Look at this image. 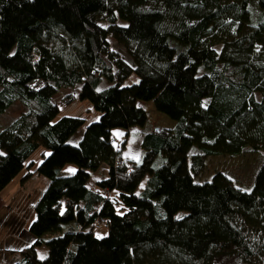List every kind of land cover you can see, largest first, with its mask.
Listing matches in <instances>:
<instances>
[{"label":"trees","instance_id":"trees-1","mask_svg":"<svg viewBox=\"0 0 264 264\" xmlns=\"http://www.w3.org/2000/svg\"><path fill=\"white\" fill-rule=\"evenodd\" d=\"M76 84L61 103L87 99L98 119L85 126L54 119L53 95ZM15 102L0 191L24 167L22 183L48 180L15 264H264V162L249 190L195 180L210 156L264 152V0H0V114ZM149 105L173 126L152 124Z\"/></svg>","mask_w":264,"mask_h":264},{"label":"rangeland","instance_id":"rangeland-1","mask_svg":"<svg viewBox=\"0 0 264 264\" xmlns=\"http://www.w3.org/2000/svg\"><path fill=\"white\" fill-rule=\"evenodd\" d=\"M116 23L118 25L124 26L125 23L117 20ZM106 22H100V25L105 27ZM135 81V77L131 75L125 82V85H129V83ZM102 84L106 86L105 81H102ZM80 86L76 84L75 88L69 89L64 88L59 90L53 95L52 102L58 104L59 112L57 116L54 118L55 120L58 117L62 116H70V117H79L84 119L85 123L96 121L98 119L97 113L94 111L93 107L90 105L89 101L80 100L78 98L75 101L70 103L62 104V98H64V94L71 93L73 96H77ZM23 107L15 102L7 111L3 114H0V129L9 125L11 121L16 118L22 111ZM146 115L149 121L160 127H172L173 121H171L167 116L162 115L156 112L153 108V105H149L146 107ZM84 126L80 127L77 133L69 138L70 143H75L77 138L83 132ZM134 130H139L138 128H133ZM132 129V130H133ZM112 134L114 138L121 140L122 136L125 135V131L123 129H113ZM139 141H136L132 144V146L126 148L125 153L127 156L138 159L140 148ZM44 151L43 148L39 147L34 150L33 154L27 159V161H32L34 167L38 165L41 161V154ZM264 162V152H258L253 154H242L239 157H227V156H210L205 161V170L199 174L198 177H195L197 182H204L211 180L212 174L219 172L223 173L227 177H229L232 183L235 184L237 188L241 190H249V186L252 183L254 172L261 166ZM70 169L76 170L75 165L67 164L63 170V176H68L74 174V172L69 171ZM106 166L102 164L99 168L98 172H94L90 179L86 182L87 186L90 187L94 184V182L101 177L106 176ZM26 169H22L18 174L15 175L13 180H11L7 185L4 186L3 190L0 191V199L4 200V204L0 208V227L9 226L10 223L14 224L11 228L14 232L6 231L4 237L9 235V239H2L0 237V264H10L15 262L12 259L15 256L18 258V253L16 250H12L11 252L9 247H23L29 245L31 239L33 241V236L28 232V225L34 220V212L30 208L31 205L36 201L37 196L47 188L48 180L40 175H35L23 183L21 182L22 177ZM107 229L103 227L102 229H98L94 231L95 236L104 237ZM17 233L16 237H13L11 234ZM20 234V235H18ZM21 236V237H20ZM51 234L43 235V239H48ZM24 239H23V238ZM22 238V239H21ZM38 259H42L46 256L47 251L44 245L38 246L36 248ZM12 261V262H11ZM228 262V261H227ZM226 262V263H227ZM232 264V262H230Z\"/></svg>","mask_w":264,"mask_h":264},{"label":"crops","instance_id":"crops-1","mask_svg":"<svg viewBox=\"0 0 264 264\" xmlns=\"http://www.w3.org/2000/svg\"><path fill=\"white\" fill-rule=\"evenodd\" d=\"M4 200H2V199H0V208H1V206L4 204ZM14 226V224H12V222L10 223V225L9 226H5L4 225V227H0V237H2V239H9L10 237H9V235H7V237L5 236L4 237V235H5V232L6 231H11V232H14V230H12L11 228ZM6 230V231H5ZM13 237H16V235H17V233L15 234V233H13V234H11ZM18 235H20V234H18ZM21 237V236H20ZM23 238V237H22ZM21 238V239H22ZM24 239V238H23ZM31 243L33 242L32 241V239H31V241H30ZM24 247V246H23ZM21 248V247H20ZM9 249L10 250H16V249H19L18 247H9ZM12 257H14L13 259H12V261L13 262H16L17 260H18V258H16L15 256H12ZM11 261V262H12ZM10 264H13V263H10Z\"/></svg>","mask_w":264,"mask_h":264},{"label":"built area","instance_id":"built-area-1","mask_svg":"<svg viewBox=\"0 0 264 264\" xmlns=\"http://www.w3.org/2000/svg\"><path fill=\"white\" fill-rule=\"evenodd\" d=\"M103 221L102 220H99L97 223H95L94 227H95V230H98V229H101L103 226Z\"/></svg>","mask_w":264,"mask_h":264},{"label":"snow or ice","instance_id":"snow-or-ice-1","mask_svg":"<svg viewBox=\"0 0 264 264\" xmlns=\"http://www.w3.org/2000/svg\"><path fill=\"white\" fill-rule=\"evenodd\" d=\"M0 155H3V153H0ZM69 171H71V172H75L74 169H70ZM97 238L99 239V238H101V237H97Z\"/></svg>","mask_w":264,"mask_h":264}]
</instances>
